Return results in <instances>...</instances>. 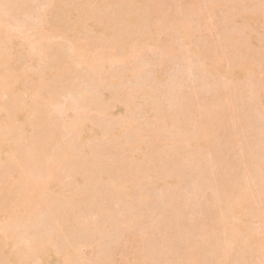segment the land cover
<instances>
[{
	"label": "rangeland",
	"instance_id": "rangeland-1",
	"mask_svg": "<svg viewBox=\"0 0 264 264\" xmlns=\"http://www.w3.org/2000/svg\"><path fill=\"white\" fill-rule=\"evenodd\" d=\"M22 1L0 0L12 22L19 21L15 28L34 27L21 29L29 37L20 30L27 40L17 32L22 39L0 43V82L7 74L0 106H11L14 96L20 101L15 97L16 105L0 109V121L13 122L14 130L0 127L17 134L9 140L0 128L14 150L6 146L0 162V230L12 222L15 231L9 228L11 239L7 229L0 231V264H47L42 257L49 261L48 253L38 259L45 246L56 253L51 264H264V0H24L20 7ZM88 9L89 15L110 16L105 30L117 36L104 42L101 34L98 41L96 34L80 32ZM127 12L137 23L124 30L120 25L118 33L115 25ZM38 40L48 41L43 54ZM69 41L90 53L103 47L113 62L108 56L110 62L94 73ZM9 77L17 95L4 86ZM38 78L42 91L34 96L41 101L33 99L30 82ZM54 84L60 88L58 105L49 101L53 107L41 94L53 93ZM75 108L76 118L80 112L94 127L82 123L87 141L68 129ZM14 109L28 116L31 134L9 114L17 116ZM47 121L51 136L43 130ZM49 162L59 170L52 171L56 190L48 185L55 181ZM27 177L44 185L33 181L37 185L28 189L44 190L27 206L34 216L15 196ZM234 203L245 207L249 221L241 219L240 232L242 226L230 220L240 227L232 238L234 228L225 226ZM14 210L21 229L11 219ZM33 244L36 250L42 245L38 254L27 250Z\"/></svg>",
	"mask_w": 264,
	"mask_h": 264
},
{
	"label": "bare ground",
	"instance_id": "bare-ground-1",
	"mask_svg": "<svg viewBox=\"0 0 264 264\" xmlns=\"http://www.w3.org/2000/svg\"><path fill=\"white\" fill-rule=\"evenodd\" d=\"M26 2H27V1H24V0H23V1L21 2V3H23V4H22L20 7H22V6L24 5V3H25V6H26ZM142 2H143V0H137V3H142ZM21 3H19V4H21ZM137 5H138V4H137ZM139 5H140V4H139ZM1 7H2V6H1V4H0V41H1L0 43H2L3 45H7V46H8V45H10V44L12 43L11 41H14V40H15L16 37H17L16 40H17L18 38H20V37L26 39L25 36H24V34H26V36H28V33H31V32L28 31V33H25L24 31H22V30H25L24 27H21L20 29H19L20 26L15 28L16 24H17V26H18L19 21H18L16 24H14V23L12 22L13 18L10 16L11 14H10L9 16L6 15L7 12H4V11H3V10H5L6 8L3 9L4 7H3V8H1ZM20 9H21V8H20ZM20 9H19L18 11H20ZM88 10L91 11V9H88ZM6 11H8V10H6ZM90 11H89L88 14H87L88 16L85 14V16L83 17V19H84V20H82V23H83V24H82V25H79V31H80V32H82V33H88V32H90V33H92V34H96V35H97V34H99V35L101 34V35H103L104 37H105V35H106L105 38H104L103 36H102V38L99 37L100 40L103 39V41H104V39H105L104 42H106L107 40H108V41H111V39H112L114 36H115V37L117 36V34L114 35L115 32L111 34L109 31L105 30V27L108 26V24H109V22H110L109 19L112 20L111 18H109L110 16L108 17V15H103V16L99 17V16H97V15H96V16H94V15H89L90 13H92V11H91V12H90ZM9 13H10V12H9ZM18 13H19V12H18ZM129 13H130V14H129ZM129 13L127 12V14H124V15H120V16H119L118 19L121 20V21H118V22L121 23V24H119V23L116 24L115 21L118 20V19H116V20L114 19L115 21H113V22H115V23H112V24H114V25L116 24L115 26L118 25V26H117V29L115 28V30H117L118 33H121V31L119 30V28L122 27L123 25H124L123 27H125V25H127V24L129 23L128 25L131 26L130 23H131V24L133 23L132 25L135 26L134 23H137V22H136V18L133 17L134 14H131V12H129ZM19 14H20V13H19ZM105 16H107V18H109V19H106ZM9 17H11V19H10ZM85 17H86V18H85ZM15 19H16V18H15ZM14 21H15V20H14ZM108 21H109V22H108ZM107 22H108V24L105 25ZM25 23H26V22H24V24H23L22 26H24ZM123 23H124V24H123ZM125 23H126V24H125ZM114 25H111V26H114ZM120 25H121V26H120ZM128 25H127V26H128ZM26 26L28 27V26H29V23H28V25L26 24L25 27H26ZM30 26H31V25H30ZM119 26H120V27H119ZM127 26H126V27H127ZM31 27H33V26H31ZM31 27H28V28H30V30L32 31L34 27H33L32 29H31ZM85 27H86V28H85ZM123 27H122V29H123ZM14 28H15V29H14ZM17 28L19 29V31L17 30ZM22 28H23V29H22ZM28 28H27V30H28ZM21 29H22V30H21ZM13 30H14V32H16V33H13ZM15 30H17V31H15ZM20 30L22 31V33H24L23 35H21L22 33H20V32H21ZM27 30H25V31L27 32ZM123 30H124V29H123ZM119 31H120V32H119ZM17 32H18V34H20V37L17 36V35H18ZM183 33H187L186 29L183 30ZM15 34H17L16 37H15ZM23 36H24V37H23ZM29 36H30V34H29ZM29 36H28V37H29ZM112 36H113V37H112ZM28 37H27V38H28ZM93 37H94V36H93ZM93 37H92V38H93ZM111 37H112V38H111ZM22 38H20V39H22ZM92 38H91V39H92ZM99 38H98V35L95 36V39H96V40H98ZM106 38H108V39H106ZM109 39H110V40H109ZM26 40H27V39H26ZM40 40L45 41V39H40ZM40 40H38V44L41 43V45H39V47L42 46V48H41V47H40V48L42 49V54H43V53H45L44 50L46 49V46H48V45H47L48 41H47V43H45V42L40 41ZM96 40H95V41H96ZM100 40H98V41H100ZM39 41H40V42H39ZM104 42H103V43H104ZM69 43H71V44L73 45V46H72L73 48H71V49H73V54H74L75 56H76V55L78 56V57H76V58H77L79 61H80V58H81V61L83 60L82 62H85L84 65H86L89 69H91L92 71H94V73H95V72H96V73H99L100 67L102 66V64H104V61L107 60V61H106L107 63H108V61H109L107 57H108L110 54H109V52L107 51V49H105V48H103V47H101V48L99 47L100 49L98 48V50L93 51V53H90V52H87L84 48L80 47L78 44H76V43H74V42H72V41H71V42L69 41ZM71 44H70V45H71ZM95 47H96V46L94 45L93 48L95 49ZM40 48H38V49H40ZM189 51H190V50H189ZM40 52H41V51H40ZM192 52H193V53H196V52H194V51H192ZM192 52H191V53H192ZM108 54H109V55H108ZM129 56H132V57H133V54H131V55H129ZM129 56H128V57H129ZM128 57L126 56L125 59H128ZM132 57H130L129 59L131 60ZM134 57H135V56H134ZM109 59L111 60L112 57L109 56ZM113 59H114V57H113ZM113 59L111 60L112 62H113ZM133 59H134V58H133ZM130 60H129V61H130ZM114 61H116V59H115ZM126 61H127V60H125V62H126ZM109 62H110V61H109ZM64 64H65V65H64L63 67L66 68L65 66H67V65H66V63H64ZM105 64H106V63H105ZM86 66H85V67H86ZM206 66H211V65L208 64V65H206ZM63 67H62V69H63ZM88 68H87V69H88ZM102 68H103V66H102ZM62 69H61V70H62ZM61 70L58 71L59 73L56 72V74L54 75V79H55L54 81H55V82L59 81L58 78L62 77L61 75H62L63 73L61 72ZM64 70H65V69H64ZM64 70H62V71H64ZM91 70H90V72H92ZM101 71H102V69L100 70V72H101ZM60 72H61V73H60ZM92 73H93V72H92ZM6 75H7V74H5V77H6V79H7V76H6ZM3 76H4V74H3ZM5 77H3V79H4ZM50 78H51V77H50ZM50 78H49V79H50ZM6 79H4L3 81H6ZM10 79H11V78L9 77V80H7V82H6V83L9 82V83L6 84V85H4V86H6V89H7V85H8V86H10V85L13 86V90L16 91V94H15V91H14V95H17V91H19V90L14 89V87H16L17 83L14 82L16 85L13 84V82H11ZM50 80H51V79H50ZM0 81H1V80H0ZM3 81H2V82H3ZM33 81H34V82H33ZM33 81H32V80L30 81V82H32V84H31L32 86H33V84L35 83V85H34L35 87H34V89H33L32 94H33V96H34V95H37V94L40 95L39 93H41V91H42V90H41V85H43V83H41L42 81H41L39 78H38L37 80H36V79H35V80L33 79ZM40 81H41V82H40ZM2 82H0V85L2 84ZM40 83H41V85H40ZM57 83H58V82H57ZM3 84H5V82H4ZM12 84H13V85H12ZM14 85H15V86H14ZM57 85H58V84H57ZM2 86H3V85H2ZM4 86H3V87H4ZM11 86H10V88H11V90H12V87H11ZM52 86H53V85H52ZM10 88H8L7 90H9ZM16 88L19 89L18 86H17ZM32 88H33V87H32ZM59 88H60V85H58V88H57V87H56V84H54V86L52 87V89H53V93L50 92V93H48L47 95H45V93H42L41 96L45 97V100L42 101V102H43V103H46V102H47V105H48V102H49V101H51V100L54 101V99H56L55 97L57 96V95H55V94L58 93L57 91H58ZM3 89L5 90V87H4ZM11 90H10V91H11ZM2 91H3V90H2ZM10 91H8V92H9L10 97H11V96L13 95V92H12V95H11V92H10ZM3 93L5 94L4 91H3ZM38 95H37V96H38ZM33 96L31 95V97H33ZM37 96H34L33 99L36 97V99H37V101H38L39 99L37 98ZM41 96H40V97H41ZM58 96H59V94H58ZM58 96H57V97H58ZM0 97H1V95H0ZM15 97H16V99H17L16 102L19 103L20 101H18L17 96H14V98H15ZM43 97H42V98H43ZM14 98L12 99V100H13V103L10 102V103H12L11 106H7L6 104H2V106H3V105H6V106H5V108H6V107H12L13 104L16 105L17 103L14 101ZM42 98H41V99H42ZM10 99H11V98H10ZM16 99H15V100H16ZM36 99H35V100H36ZM43 99H44V98H43ZM43 99H42V100H43ZM50 99H51V100H50ZM58 99H59V97H58ZM58 99H56L57 102L54 101V102H55V105H56V104L58 105V102H59ZM12 100H11V101H12ZM86 100H87V98H86ZM88 100H89V98H88ZM37 101H36V102L34 101V102L37 103ZM39 101H41V100H39ZM52 101H51V102H52ZM82 101H83V100H82ZM60 102H61V101H60ZM64 102H65V101H64ZM68 102H69V101H68ZM85 102H86V101H85ZM3 103H4V102H3ZM6 103H7L8 105H10L9 101H8V102L6 101ZM24 103H25V102H24ZM30 103H31V102H30ZM76 103H78V102H76ZM20 104H21V103H20ZM20 104H18V106H15L16 109L18 108V110H20V109H19V107H21ZM28 104H29V102H27V106H28ZM49 104L51 105V104H53V103H50V102H49ZM67 104H69V108H70V107L73 106L74 103L72 102V105H71V106H70V103H67ZM67 104H66V105H67ZM82 104H83V102H82ZM0 105H1V102H0ZM14 105H13V106H14ZM31 105H32V103H31ZM31 105L29 104L30 107H31ZM74 105H75V104H74ZM77 105H78V104H77ZM77 105H76V107L79 106V105H78V106H77ZM2 106H0V107H2ZM22 106H23V108L25 107L24 105H22ZM29 106H28V107H29ZM52 106L54 107V104H53ZM52 106H50L51 109L53 108ZM64 106H65V103H64L63 107H64ZM15 107H14V108H15ZM59 107H60V108H59L58 110H60L62 106H59ZM65 107L68 108V106H65ZM79 107L81 108V105H80ZM69 108H68V109H69ZM0 109L3 110V107L0 108ZM12 109H13V108H12ZM12 109H10V110L12 111ZM16 109H14V110L16 111ZM28 109H29V108H27L26 114H27V112H28V114H29V112H32V111H33V110H31L32 108L29 109L30 111H28ZM62 109H63V108H62ZM64 109H65V108H64ZM71 109H72V108H71ZM71 109H69V110H71ZM73 109H74V108H73ZM76 109H77V108H75V111H74V113H75V122L72 123V120H71V122L67 123V124L72 123L71 126H70V127L68 126V127H69V128H68V127L66 126L67 124H65V128L67 127L68 129L75 130V131L77 132V133H76V132H75V133H76L77 135H80V136H79L80 139H79L78 137H77V138H78L79 140H81V139L84 138V137L86 138L87 133H88V130H87V129L90 130L91 128H94V127H91V126L87 125L88 122L90 121V120L88 119L89 117H88V118L85 117V118H87L86 120H89V121H88V122L86 121L87 123L84 122L85 119H83L82 115H81V117L79 116V113H80V112L78 113V116H77V118H76V112H77ZM78 109H79V108H78ZM82 109H83V107H82ZM84 109H85V107H84ZM84 109H83V110H84ZM121 109H122V111H121ZM121 109L119 110V108H117V111L119 110L118 112L121 111L122 113H124V112H123V108H121ZM8 110H9V109H8ZM18 110L16 111V112H18V113H16V114H18L17 116L14 114V112H13V114H12L11 111L9 112V114L11 113V115H14L15 118L17 117L16 120L21 121L20 124H21V123L23 124L22 129H24V132H25V133H26V132L30 133V132H29L30 129L34 128L33 125H32V126L30 125L32 122H30V123L27 122L25 117H28V116H26L25 113H24L25 115L21 116V114H20L21 112H19ZM4 111H5V109H4ZM20 111H21V110H20ZM53 111H55V108L53 109ZM5 112H6V111H5ZM58 112H59V111H58ZM81 112H82V111H81ZM85 112H87V113H85ZM118 112H116V113L120 115L121 113H118ZM6 113H7V112H6ZM32 113H33V112H32ZM59 113H60V112H59ZM62 113H65V112H63V110H62ZM82 113H83V112H82ZM82 113H81V114H82ZM84 113H85V114H88V110H87V111L85 110ZM84 113H83V116H84ZM112 113H113V116H114V115L116 116V113H115V112H112ZM114 113H115V114H114ZM19 114H20V115H19ZM30 114H31V113H30ZM122 115H123V114H122ZM31 116H32V114H31ZM7 117H9L8 114H7ZM7 117H6V120H7ZM12 117H13V116H12ZM12 117H9L8 119H10V120L12 119V120H13L14 117H13V118H12ZM15 118H14V120H15ZM79 118H80V119H79ZM73 119H74V118H73ZM80 120H81V121L83 120V121L81 122ZM7 121H9V120H7ZM42 121H43V120H42ZM42 121H39V123H40L39 125H41V126H42V123H41ZM79 121H80V122H79ZM3 122H6V121H3ZM9 122H11V121H9ZM9 122H7V123H2V122L0 121V124H1V123H2V124H5V125H4L5 128H6V127H8V128L10 127L9 130H8V129L4 130V127L2 126L3 128H2V127H0V128H2L4 131L1 130V129H0V130L3 131V132H5V133H7V132H6L7 130H8V132H10V130L12 129V126H13L14 124H13V122H11L12 124H9ZM14 122H16V121H14ZM47 122H49V121H47ZM47 122H45V123H47ZM90 122H91V121H90ZM167 122H169V121H167ZM45 123H43V125H44ZM49 123H50V122H49ZM82 123L85 124V125H87L88 128L86 127V128H87V129H86V128L84 127L85 125L82 126ZM2 124H1V125H2ZM47 124H48V123H47ZM89 124H91V123H89ZM10 125H11V126H10ZM48 125H49V124H48ZM48 125L46 126V124H45L44 127H43V130H44V132H47V135L49 136L50 133H51V132H50V129H51L50 126H51V123H50L49 126H48ZM80 126H81L82 128H81ZM89 127H90V128H89ZM41 128H42V127H41ZM41 128H40V129H41ZM67 128H66V130H68ZM38 129H39V128H38ZM40 129H39V130H40ZM82 129H83V130H82ZM85 129H86V130H85ZM12 130H14V129H12ZM32 130H33V129H32ZM32 130H31V131H32ZM35 130H36V127H35ZM1 131H0V132H1ZM41 131H42V130H41ZM69 131H70V130H69ZM83 131L87 132V133H85L86 136H85V134H82V135H84V137L81 135V132H83ZM93 131H95V129H94ZM96 131H97V130H96ZM3 132L0 134V136H1L2 134L4 135ZM14 132H15V131H14ZM24 132H23V133H24ZM44 132H42V133H44ZM71 132H73V131H71ZM91 132H92V131H91ZM91 132L89 131L90 134H91ZM25 133H24V134H25ZM37 133H39V134H36V135H41L39 131H38ZM11 134H12V132H11L10 134L7 133V135H10V137L8 136V137H9V138H8L9 140H10L11 136H12V137H16V139H17V136H15V135H17V134H14V133H13L14 135H11ZM30 134H31V133H30ZM44 134H46V133H44ZM90 134H89V135H90ZM95 134H97V133L95 132ZM95 134L93 133V135H90V137L94 136ZM3 135H2V136H3ZM5 135H6V134H5ZM27 135H28V134H27ZM27 135H22V136H25V137L27 138V137H28ZM47 135H46V136H47ZM2 136H1V140H0V162L2 161V163H3V160L5 159V156L7 155V153H9V151H11L10 153H12V151L14 152V150L10 149V147H13V146H12V145H11V146L9 145V142H8L9 140L6 141L8 144H7L6 142H3V141L5 140V138H6V136H5V138L3 137L4 140L2 141V139H3ZM19 136H20V134H19ZM50 136H51V135H50ZM41 137L43 138V134H42L39 138L41 139ZM81 137H82V138H81ZM87 137H89V136H87ZM20 138H21V136H20ZM36 138H37V136H36ZM6 139H7V138H6ZM11 139L14 140V138H11ZM44 139H45V138H44ZM46 139H48V137H46ZM89 139H90V138H89ZM89 139H88V140H89ZM42 140H43V139H41V141H42ZM11 141H12V140H11ZM11 141H10V142H11ZM17 141H18V140H17ZM83 141H84V140H83ZM85 141H87V138H86ZM38 142L40 143V141H38ZM39 143H38V144H39ZM8 145H9V146H8ZM6 146L9 148V151L7 150L8 148H7ZM60 146H61V145H60ZM28 147H29V145H28ZM6 148H7V149H6ZM6 152H7V153H6ZM67 153H69V152H67ZM5 154H6V155H5ZM53 154H54V153H53ZM53 154H52V155H53ZM56 154H57V153H56ZM54 155H55V154H54ZM54 155L52 156L53 158H55ZM50 159L52 160V158H50ZM53 160H54V159H53ZM55 160H57V156H56V159H55ZM55 160H54L53 162H55ZM49 161H50V160H49ZM62 162H63V161H62ZM2 163H0V165H1ZM51 163H52V162H51ZM48 164H49V166H50V162H49ZM48 164H47V165H48ZM54 164L56 165V162H55ZM54 164H53V165H54ZM51 165H52V164H51ZM55 165H54V166H55ZM54 166H53V167H54ZM56 166H58V164H57ZM53 167L50 166V168H49V167H48V168L51 170V168L53 169ZM49 169H48V170H49ZM57 169H58V168L56 167L54 170H51V174H52V171L54 172V171L57 170ZM59 169H60V168H59ZM46 170H47V169H46ZM48 170H47V171H48ZM47 171H45V172H47ZM58 171H59V170H57V173H59ZM48 173H49V171H48ZM57 173H56V174H57ZM51 174L49 173V175L47 174V176H49V177H47V176H45V177L50 178V177H51ZM53 174H54V173H53ZM53 174H52V179L50 178L51 180H53V179H54V175H56V174H54V175H53ZM45 175H46V174H45ZM57 175H58V174H57ZM27 176H30V175H27ZM31 176H34V174H32ZM25 177H26V176H25ZM45 177H44V178H45ZM57 177H58V176H57ZM35 178H36V177H35ZM35 178L33 177V179H35ZM28 179H29V177H27V179H26V178L23 179V180H26V182L23 183V185H22L23 187H22V186L20 187L19 184H18V186H19L20 188H22V189L24 188V189H25V190H22V189H20V188L18 187L19 190H21V191H25V192L27 191L26 194H25V192H21V191H19L18 189L15 190V191H16V192H15V193H16L15 196L17 197V196L19 195V196L21 197V200H23V204H24V203L26 204V205H25V208H26L28 205H31V206L33 207V205H32L29 201L32 199V197L35 195V193H36L37 191H39L40 189H43V188H41V187L44 186V185H42V183L40 184V183L38 182V181H41V180H37V179H36L37 181H36V180H35V181L33 180L34 182H38V183H39V186H40V185H42V186L39 187L40 189L38 188V186L34 187V189H36V188H37V189H36V191H35L34 193H32V194H33V195H32V194H30V191L32 192V191H34V190H31V189H30V191H29V193H28V189H29V188H33L32 186H35V185H37V184H35L33 181H31L32 177L29 179V181H30V183H33L34 185H33V184H31V185L28 184V183H29ZM50 179H46V180L43 181V182L46 183V182H47L48 180H50ZM55 179H56V178H55ZM55 179H54V180H55ZM21 180H22V179H21ZM23 180H22V182H23ZM42 180H44V179H42ZM54 180H53V181H54ZM27 181H28V183H27ZM19 183H20V185L22 184L21 182H19ZM47 183H48V182H47ZM47 183H46V184H47ZM50 183H51V186H52V185L55 186V184H56V180L53 182V184H52V181H49L48 185H49ZM51 186L49 185V187H51ZM54 186H52V187H53L54 190H56V189H55L56 186H55V187H54ZM45 187H46V186H45ZM45 187H44V188H45ZM49 187H47V188L50 189ZM38 189H39V190H38ZM48 189H47V190H48ZM51 189H52V188H51ZM51 189H50V190H51ZM53 189H52V190H53ZM45 190H46V189H45ZM50 190H49V191H50ZM52 190H51V191H52ZM17 191H18V192H17ZM41 191H42V192H41ZM43 191H44V190H40V196H41V194H43ZM20 192H21V193H20ZM57 192L60 193L58 190H57ZM22 193H23V194H22ZM27 193H28V194H27ZM21 194H22V195H21ZM29 194H30V195H29ZM38 196H39V193H38V195L34 196V197H35L34 199H38V198H36V197H38ZM17 198H19V197H17ZM39 198H40V197H39ZM16 200H18V199H16ZM35 201H36V200H35ZM18 202H19V201H18ZM21 203H22V201L20 202V204H21ZM29 203H30V204H29ZM32 203L34 204V201H33ZM35 203H36V202H35ZM23 204L20 205L21 208H22V206H24ZM234 204H235L234 206H233V205L231 206V207H232V211L234 210V212L230 211V214H229V216H228V217H230V216L232 215V218L230 217L231 219H229V218H228V219H229V222H230V220L234 219V220H232V221L236 222L237 225H239L240 227L242 226V229L239 230L240 227L237 226V225H236L235 223H233L232 221H231L230 223L227 222V223H229L230 225H231L232 223L234 224V225L232 224L233 227H232V226H227V225H228L227 223H226V226H227V227L225 226L226 229H229V227L234 228V229H231L232 231H230V232H233V231H234V233H231V234H235V236H234V235L231 236L232 238H233V237H236L235 229L237 228L236 230H239L240 232L243 231V230H245V227H243V225H245L246 222L249 221V219H247L248 217H246L247 214H245V215L243 214L244 211H245V207L242 206V207H244V208H242V207L240 206L241 204L239 205L238 203H234ZM237 204H238V206H237ZM243 204H244V203H243ZM31 206H30V208L27 207V208H29V209H28V212L30 211L28 214H31V212H32V211H31V209H32ZM239 206L241 207V211H240V209H239ZM231 207H230V209H231ZM25 208L23 207V209H25ZM27 208H26V209H27ZM233 208H235V209H233ZM237 208H238L239 210H238ZM26 209H25V210H26ZM12 210H13V209H12ZM12 210H11V211H12ZM25 210H23V211H21V212L23 213V212H25ZM32 210H33V209H32ZM237 210H238V211H237ZM14 211H15V210H14ZM14 211H13V212H14ZM242 211H243V213H242ZM16 212H17V211H15V213H13V214H15V215H14L15 218H13L14 216L11 218L12 215L9 214V213H10V210L6 212V213H8V215H11V216H9V218H11L12 221H14V222H15V220H16V218H17L16 216L20 213L19 211H18L19 213H16ZM33 212H34V211H33ZM239 212H241V213H239ZM11 213H12V212H11ZM22 213H21V214H22ZM25 213H27V211H26ZM25 213H23L22 215H24ZM233 213H234V215H233ZM16 214H17V215H16ZM32 214H33V213H32ZM32 214H31L30 216H34V215H32ZM34 214H35V212H34ZM241 214H242V217H240ZM22 215H21V216L19 215V216L22 218V217H23ZM19 216H18V217H19ZM26 216L28 217L29 215L25 214L24 219L27 218ZM243 216H245V217H243ZM247 216H248V215H247ZM20 217H19V218H20ZM239 217H240V218H239ZM9 218H8V219H9ZM19 218H18V219H19ZM28 218H29V217H28ZM33 218H34V217H33ZM244 218L247 219L246 222L244 221V220H245ZM14 219H15V220H14ZM18 219H17V220H18ZM24 219H22V220L20 219V220H21V221H25L26 219H25V220H24ZM29 219H30V218H29ZM228 219H227V221H228ZM241 219H243V222H244L243 225H242L243 222L240 224V221H242ZM9 220H10V219H9ZM30 220H32V218H31ZM30 220H29V221H30ZM225 221H226V220H225ZM237 221H239V223H238ZM17 222H18V221H17ZM17 222H15V223L17 224ZM30 222H31V221H30ZM15 223H14V224H15ZM25 223H28V222H25ZM25 223H24V225H23L22 228H24ZM11 224H12V225H10V223H7V225H10V226H7V227L10 228V227L12 226L11 229L13 230V227H14V226H13V223L11 222ZM16 224H15V226L18 227V224H17V225H16ZM19 224H20V222H19ZM21 225H22V223H21L19 226H21ZM224 225H225V224H224ZM5 226H6V225H5ZM5 226H4V227H5ZM4 227H3V228H4ZM3 228H2L1 230H3ZM9 228H5V229H7V231H6L7 233H6V234H9V239H11V238L13 237V234H11L12 237L10 238V232H12V230L9 229ZM18 228H20V227H18ZM243 228H244V229H243ZM5 229L3 230V232H5ZM8 229H9V230H8ZM20 229H21V228H20ZM1 230H0V231H1ZM9 231H10V232H9ZM13 231H14V230H13ZM14 232H15V231H14ZM18 232H19V231H18ZM12 233H13V232H12ZM16 233H17V232H16ZM237 233H239V232L237 231ZM4 234H5V233H4ZM14 234H15V233H14ZM16 235H18V233H17ZM18 236H19V235H18ZM18 236H17V238H18ZM1 237H4L3 234H2ZM6 237H7V236H6ZM15 237H16V236H14V242H16V241H15ZM20 237H21V236H20ZM6 240H7V238H6ZM8 241H9V240H8ZM12 241H13V239H12ZM18 241H20V240H18ZM10 242H11V241H10ZM10 242L8 243V244H10V246H11L12 244L16 245L15 243H12V242L10 243ZM31 243H33V242L31 241ZM35 243H36V242H35ZM233 243H234V242H233ZM233 243H232V244H233ZM8 244H7V245H8ZM37 244H38V243H37ZM14 245H13V246H14ZM46 245H47V244H46ZM13 246H12V247H13ZM30 246H31V248H28L27 250L34 249V247L32 248V246H35V244L30 245ZM41 246H42V245H41ZM41 246H40V244H39L37 250L34 249V250H36L35 252H37V254L39 253V250H41ZM48 246H49V245H48ZM48 246H47V247H48ZM35 247H36V246H35ZM39 247H40V248H39ZM45 247H46V246H45ZM45 247H42V250H41L42 253H40L39 258H38L39 260H40V258H41V254H42V256H44L45 254L48 253V255H46V257L48 256L47 258H49V257L51 258V256L54 257V255H56V253H55L54 251H53V255H52V254L50 255L49 253L52 252L51 247H49V248H50V250H49L50 252H48V251L46 250V249H48V248L45 249ZM43 248L45 249L46 253L43 252V251H44ZM27 252H28V251H27ZM29 252L33 253V250H32V251H29ZM54 253H55V254H54ZM26 254H27V253H26ZM33 254H35V253H33ZM30 255H31V254H30ZM49 255H50V256H49ZM58 256H59V255H58ZM53 257H52V258H53ZM61 257H62V256H61ZM42 258H44L45 260H43ZM42 258H41V261L43 260V261H42L43 263H45V261H47V262L50 263V261L52 260V258H51V259L49 258V259H50L49 261H48V259L46 260L45 256L42 257ZM55 258H57V257L55 256ZM60 259H61V258H60ZM62 259H63V258H62ZM56 260H57V259H56ZM58 261L61 262V260L58 259V260L56 261V264H57V263H60V262H58ZM52 262H53V261H52ZM49 263H47V264H49ZM54 263H55V260H54ZM54 263H52V264H54ZM50 264H51V263H50ZM60 264H61V263H60ZM63 264H64V262H63Z\"/></svg>",
	"mask_w": 264,
	"mask_h": 264
}]
</instances>
